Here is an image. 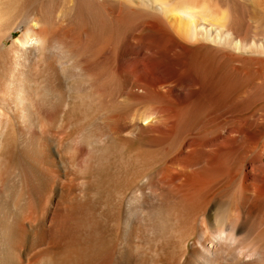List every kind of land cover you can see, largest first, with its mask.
Instances as JSON below:
<instances>
[{
  "label": "bare ground",
  "instance_id": "obj_1",
  "mask_svg": "<svg viewBox=\"0 0 264 264\" xmlns=\"http://www.w3.org/2000/svg\"><path fill=\"white\" fill-rule=\"evenodd\" d=\"M0 264H264V0H0Z\"/></svg>",
  "mask_w": 264,
  "mask_h": 264
}]
</instances>
